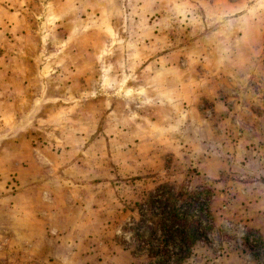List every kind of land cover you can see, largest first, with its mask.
I'll return each mask as SVG.
<instances>
[{
    "label": "rangeland",
    "instance_id": "obj_1",
    "mask_svg": "<svg viewBox=\"0 0 264 264\" xmlns=\"http://www.w3.org/2000/svg\"><path fill=\"white\" fill-rule=\"evenodd\" d=\"M238 1L226 70L212 0H0V264H264L227 184L264 156V0ZM145 84L186 85L220 136L133 122Z\"/></svg>",
    "mask_w": 264,
    "mask_h": 264
},
{
    "label": "crops",
    "instance_id": "obj_2",
    "mask_svg": "<svg viewBox=\"0 0 264 264\" xmlns=\"http://www.w3.org/2000/svg\"><path fill=\"white\" fill-rule=\"evenodd\" d=\"M194 9H196L197 11L199 10V12L201 13L202 17L200 18L199 23L203 29L208 23V19H206L205 16L212 14L214 28L212 30L211 36L213 39V45L215 46V49H213V51L217 53V58L219 59L216 61L217 66L220 69H226L228 67V64L230 63L227 60H231V58L234 56L230 52V46L227 45L231 41L230 34L227 35V28L229 29L231 24L234 28H236L237 23H239L241 26L240 28L238 27L236 31H234V34H236V38L241 40L243 35L241 34V36H239L238 30L240 29L242 32L244 31V14L242 13L241 16H237L236 19H230L226 18L227 12L234 10L236 11V13H239L240 11H247L249 10V5L244 4L238 0H212V3L203 4L201 8L196 7ZM207 11L211 13L204 15V13ZM237 15H240V13ZM201 41H206V36H202ZM226 70L219 71V74L223 73V71ZM162 87L163 86L156 88V91L153 92L154 94L152 100H149V93H151L152 91L149 90L148 84H145L144 86H135L134 88L129 87L130 89L128 91L129 93H131L130 95L134 94L133 96H135L133 101L135 104L132 105L134 106L135 110L130 113L133 122L138 123L149 121V130H153L154 128L166 130L163 124L167 120V118H178V121L184 124V132H193L197 136L198 134L202 135L207 133L215 137L220 136L218 132L221 130H219L217 126H214L216 127L214 129L211 126L202 124L206 120L204 119V116L202 114L203 111L200 110V105L198 104L199 98L194 101H187L188 95H192L191 92L193 90L190 89V91H186V85L178 86L176 89H167ZM193 93L194 96H196L197 94L206 96V99H209L211 95V92L208 90H195ZM216 102L217 101L214 102V105H218L221 107L220 103ZM214 116L215 118L218 117L215 113ZM219 120L222 119L219 118ZM215 123H217V121ZM186 124L187 127L185 128ZM222 144L223 147H225V151L228 152V150H226V142H223ZM241 144V142H238L237 146H239L240 148ZM178 146H180V144H178ZM200 155L201 158H203L201 162H203V160L205 161L203 163H218V160L214 158L217 156V154L215 153H206L205 151H201ZM227 156L228 155L226 154L225 157ZM257 156H259V158H257L256 161L259 164L255 166L253 165V167H249L250 170L243 171L242 181L241 179L237 180V178H235V182L229 181L227 184L231 187H237L236 198H238V202L243 208L242 216L240 217L243 220V224L241 225L242 228L252 229L264 244V156L262 157L260 153L257 154ZM191 157H193V155ZM227 158H229V156ZM188 159L189 161L191 160V158ZM224 162H227V160L225 159ZM200 167L201 171H203V166L201 165ZM224 169L228 173V167L226 166V168L224 167ZM215 174L216 178H218L220 171L216 170L212 175V178H215Z\"/></svg>",
    "mask_w": 264,
    "mask_h": 264
},
{
    "label": "trees",
    "instance_id": "obj_3",
    "mask_svg": "<svg viewBox=\"0 0 264 264\" xmlns=\"http://www.w3.org/2000/svg\"><path fill=\"white\" fill-rule=\"evenodd\" d=\"M162 188H166L165 186L164 187H162ZM177 211H173V212H169L168 214H167V216H168V219H167V221L169 222V223H171V224H173L174 226H172V228L173 227H175V228H181V230H180V232L182 233V234H184L185 233V230H186V228H187V224L185 223L186 222V219H187V215H184V217H181L180 216V214H177L176 213ZM177 222H179L180 223V225H176L177 224ZM193 222V224H195V221H192ZM192 224V225H193ZM171 227H166V226H164V229H166L167 231L170 229ZM185 229V230H184Z\"/></svg>",
    "mask_w": 264,
    "mask_h": 264
}]
</instances>
